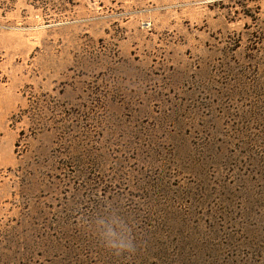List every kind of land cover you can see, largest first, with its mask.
Masks as SVG:
<instances>
[{
	"label": "rangeland",
	"instance_id": "rangeland-1",
	"mask_svg": "<svg viewBox=\"0 0 264 264\" xmlns=\"http://www.w3.org/2000/svg\"><path fill=\"white\" fill-rule=\"evenodd\" d=\"M0 264H264V0H0Z\"/></svg>",
	"mask_w": 264,
	"mask_h": 264
}]
</instances>
